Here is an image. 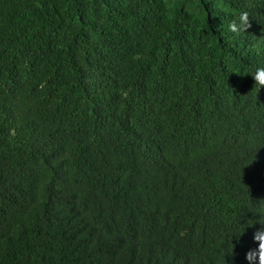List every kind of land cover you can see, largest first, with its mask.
Returning a JSON list of instances; mask_svg holds the SVG:
<instances>
[{
  "label": "trees",
  "instance_id": "1",
  "mask_svg": "<svg viewBox=\"0 0 264 264\" xmlns=\"http://www.w3.org/2000/svg\"><path fill=\"white\" fill-rule=\"evenodd\" d=\"M261 64L264 0H0V264H248Z\"/></svg>",
  "mask_w": 264,
  "mask_h": 264
},
{
  "label": "clouds",
  "instance_id": "2",
  "mask_svg": "<svg viewBox=\"0 0 264 264\" xmlns=\"http://www.w3.org/2000/svg\"><path fill=\"white\" fill-rule=\"evenodd\" d=\"M253 17L250 11L240 10L238 15L233 18L225 26L223 23L218 26L219 31H225L232 34V36H240L242 33H246V29L251 27L250 18ZM245 73L250 74L254 80L257 90L261 86H264V64L256 65L250 68ZM243 208L249 209L254 214V219H248V225L259 224L260 226L255 228L253 233V240L257 242L256 246L250 248L246 254L245 259L248 264H264V200L253 202L250 197L246 205ZM236 228L233 230V234H242L244 232V225L237 219Z\"/></svg>",
  "mask_w": 264,
  "mask_h": 264
}]
</instances>
